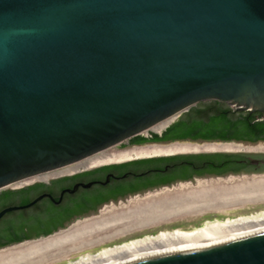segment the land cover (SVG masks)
I'll return each mask as SVG.
<instances>
[{"label":"water","instance_id":"95a60500","mask_svg":"<svg viewBox=\"0 0 264 264\" xmlns=\"http://www.w3.org/2000/svg\"><path fill=\"white\" fill-rule=\"evenodd\" d=\"M209 99L264 117V0H0V189ZM118 264H264V229Z\"/></svg>","mask_w":264,"mask_h":264},{"label":"bare ground","instance_id":"6f19581e","mask_svg":"<svg viewBox=\"0 0 264 264\" xmlns=\"http://www.w3.org/2000/svg\"><path fill=\"white\" fill-rule=\"evenodd\" d=\"M172 117L173 115H170L166 118L160 119L157 122L153 123L150 127L157 130L165 125ZM240 147L242 148L241 144L227 141H205L202 144L194 141H174L173 143H166V145L157 143L146 144L145 146L134 147L130 150H126L118 154H111L110 152L100 151L71 164L33 174L27 178H23L21 181L33 177H44L48 174H54L57 172L61 173L70 169L72 170L73 168H76L78 166H88L89 164H94L110 159L124 158L133 155H150L155 153H168L188 150H232L238 149ZM233 178H230L231 180L229 181V183L231 181H234ZM220 180L221 179L210 180L209 182L211 185L218 184ZM204 183V180H197L196 182V184L198 185H203ZM241 183H245L248 185L261 184L264 183V177L259 176L251 177L248 179L246 178L242 180ZM186 185L187 184H182L180 186ZM241 190L239 192L224 194L216 202L211 200L207 202L190 203L185 206H180L177 209L180 208L183 210L195 211L210 206H225L228 204H239L248 200L264 199V191ZM124 205L125 203L122 202L117 205H107L100 209L98 213L85 216L82 219H78L63 230L60 229V231L58 230V232L54 231L45 236H41L43 238L38 237V239L34 238L35 240L15 245L14 259L9 263L38 264L48 260H57L64 255H68L70 252L80 250L92 244L103 242L124 233L130 228L131 224L134 223L136 218V215H134V211H124L123 209H121V207ZM149 213L150 212L146 213L148 214V217L154 214L152 212L153 214L149 215ZM157 215H161V213ZM261 229H264V212H261L255 216L238 217L231 221L218 220L210 222L202 227L190 231L159 233L155 237H148L143 240H130L120 247H116L112 250L101 251L97 255H89L87 258H81L77 261H70L69 264H118L139 257L156 255L174 250L224 241Z\"/></svg>","mask_w":264,"mask_h":264},{"label":"rangeland","instance_id":"374dc122","mask_svg":"<svg viewBox=\"0 0 264 264\" xmlns=\"http://www.w3.org/2000/svg\"><path fill=\"white\" fill-rule=\"evenodd\" d=\"M183 111H181L176 117H178ZM143 133H145V131H143ZM227 142H234L242 145V148L240 147L238 149H232L229 151H240L246 153H264V140H257L253 142H245V141H227ZM197 143L202 144L204 143V141H197ZM215 150H221V149H215ZM101 151L114 152L113 145ZM179 152H183V151H179ZM58 173L59 172L54 174H58ZM48 175H52V174H48ZM259 176L264 177V173H252L248 175L195 177V179L178 181L169 185H163L152 189H147L141 192H137L134 194H130L124 197L105 201L100 205H98L94 211L73 218L64 226L54 231L58 232V230L60 231V229L63 230L78 219H82L88 215L96 214L100 211V209H102L107 205H111V204L117 205L121 202L125 203V205L122 206L121 209H123L124 211H131V210L134 211V215H136L135 221L137 222L134 221V223L131 224L130 228L120 235L112 237L103 242L92 244L80 250L70 252L68 255H64L63 257L57 260H48L38 264H69L70 261H77L81 258H87L89 255H97L101 251L112 250L116 247H120L125 243L129 242L130 240H135V241L143 240L148 237H155L159 233L190 231L202 227L210 222H214L218 220L231 221L233 219L242 216H255L261 212H264V199L248 200L241 202L239 204H228L225 206H210L195 211L183 210L177 208L180 206H185L190 203L207 202L211 200L216 202L224 194H228L231 192H239L241 189H242L241 191H246V190L264 191V183L249 184V185L245 183L243 184L241 183L242 180L246 178L248 179L251 177H259ZM231 177L232 178L234 177L233 178L234 181H231L229 183ZM36 178L39 177H33L24 180L23 182H17L13 186L24 184V182H28ZM217 179H221L218 182V184H212V185L210 184L209 182L210 180H217ZM197 180H204L205 183L203 185H198L196 184ZM182 184L184 185L187 184V185L180 186ZM148 212H150L149 215L153 213L154 214L148 217V214H146ZM155 213L157 214L161 213V215H157ZM221 216H225V217L220 218ZM41 236H45V235H40L37 237L28 238L25 240L0 246V264H11L9 262L14 259L15 245L27 241L35 240L34 238L36 239H38V237L43 238Z\"/></svg>","mask_w":264,"mask_h":264},{"label":"trees","instance_id":"16d2710c","mask_svg":"<svg viewBox=\"0 0 264 264\" xmlns=\"http://www.w3.org/2000/svg\"><path fill=\"white\" fill-rule=\"evenodd\" d=\"M132 139L136 141L162 139L264 140V117L256 110H235L222 101L215 99L201 100L185 109L176 119L169 122L160 133L149 131V135L135 134L132 135ZM175 156V160L186 158L188 162L181 161L179 165L176 163L172 168L170 166L164 167L163 163L166 161L171 162L170 158L172 156H161L162 162L156 164L159 169H154L157 170L154 174L165 177L160 171L170 170L172 172L174 169L176 172L188 175L192 171V165H201V170H211L214 169V162H222V166H236V159L244 155L231 152H213L177 154ZM144 167L146 166H139L135 169L141 170ZM29 187L25 185L17 188L5 187L1 189L0 208L9 204H21L29 201L32 197ZM48 189L50 188L48 187ZM108 198L107 195H97L95 203L92 204H89V200L85 199L72 205L55 204L48 199L35 202V205L40 206L41 215L46 222L58 223L35 229V235L32 236L44 235L55 230L57 226H64L66 223L61 222L63 217H70L74 212L81 214L88 206L96 209L100 202H105ZM28 222L26 208L13 209L3 213L0 216V246L31 236L29 233L23 232V228L29 225Z\"/></svg>","mask_w":264,"mask_h":264},{"label":"flooded vegetation","instance_id":"af4514ba","mask_svg":"<svg viewBox=\"0 0 264 264\" xmlns=\"http://www.w3.org/2000/svg\"><path fill=\"white\" fill-rule=\"evenodd\" d=\"M163 129V128H162ZM161 129V130H162ZM159 131V133L161 132ZM144 135L143 133H141ZM145 135H149L145 134ZM174 141H210V140H190V139H162V140H133L132 136L116 143L113 145V151L110 152L111 154H118L126 150H130L134 147L145 146L146 144H164L166 143H173ZM219 141V140H215ZM224 141H239V140H224ZM245 141V140H240ZM245 142H253V141H245ZM213 152H231V153H238L244 156L239 157L236 159V166H222V162H214V169L211 170H201V165H192V171L188 174H182L176 172L174 169L171 172L170 170L160 171L161 174L165 175L162 177L154 174L157 172L159 167L156 165L162 162L161 156L171 155L170 158L172 161L164 162V167L170 166L171 168L174 167V164H178L182 162H188V159L182 158L175 160L177 154H190V153H213ZM150 157V158H147ZM256 157V158H264V153H246L240 151H229V150H188V151H174L168 153H155L150 155H133L119 159H110L94 164L78 166L73 168L72 170L63 171L58 174L46 175L44 177H39L36 179H32L31 181L24 182V184H20L18 186H7L9 188H17L21 186H30L29 191L32 193V197L36 196L40 193H50L53 198L56 200L59 195V191L65 187H71L73 183L78 182H87L91 181L88 186H81L78 184L73 191L67 192L63 191L61 197L57 201L50 200L46 195H43L32 204L22 207L26 208V214L28 216V224L23 228V232L29 233L27 238H23L22 240L39 236L34 234V230L42 227H48L53 223L58 222H46L41 215V208L35 202H40L44 199H48L55 204L60 205H72L80 200H89V204L95 203V198L97 195H107L109 198L106 200H113L116 198L124 197L130 194H134L137 192H141L147 189H152L155 187L169 185L174 182L190 180L195 177H210V176H224L228 174H242V173H257L264 171V162L258 161L257 163H251L249 158ZM142 158H147L141 160ZM179 158V157H178ZM208 162V161H204ZM141 166H146L141 170H136L135 168ZM151 169V170H150ZM157 169V170H154ZM141 172V173H140ZM169 172V173H168ZM171 172V173H170ZM125 173V175H122ZM108 174V177L105 179V175ZM104 180L103 183L100 181ZM23 182V181H20ZM52 191H50V189ZM5 188V187H4ZM3 189V188H1ZM0 189V190H1ZM114 195V196H113ZM115 197V198H112ZM103 202H100V205ZM3 207V206H2ZM20 209V208H18ZM95 209L90 208V206L86 207L85 210L81 214H76L75 212L70 217H63L61 222L68 223L73 218L82 216L84 214L90 213ZM5 213V212H4ZM60 226L55 227V229L59 228ZM21 241L17 240L16 242ZM13 243V242H11Z\"/></svg>","mask_w":264,"mask_h":264},{"label":"built area","instance_id":"2783aa9c","mask_svg":"<svg viewBox=\"0 0 264 264\" xmlns=\"http://www.w3.org/2000/svg\"><path fill=\"white\" fill-rule=\"evenodd\" d=\"M149 133V131H145V134H148Z\"/></svg>","mask_w":264,"mask_h":264}]
</instances>
